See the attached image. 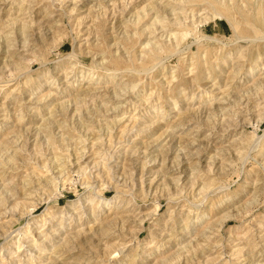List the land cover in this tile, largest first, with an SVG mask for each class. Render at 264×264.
Returning <instances> with one entry per match:
<instances>
[{
    "label": "rangeland",
    "instance_id": "rangeland-1",
    "mask_svg": "<svg viewBox=\"0 0 264 264\" xmlns=\"http://www.w3.org/2000/svg\"><path fill=\"white\" fill-rule=\"evenodd\" d=\"M0 264H264V0H0Z\"/></svg>",
    "mask_w": 264,
    "mask_h": 264
}]
</instances>
